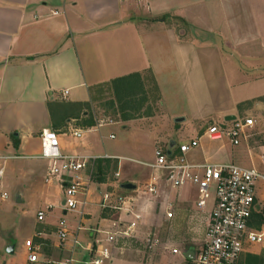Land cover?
Listing matches in <instances>:
<instances>
[{"label": "crops", "instance_id": "1", "mask_svg": "<svg viewBox=\"0 0 264 264\" xmlns=\"http://www.w3.org/2000/svg\"><path fill=\"white\" fill-rule=\"evenodd\" d=\"M133 74L142 80L144 107L151 114L128 120L92 117L89 105L112 96L114 80ZM260 104L264 0H0V152L13 157L3 163L0 189H9L17 203H4L8 193H0V210L9 215L8 225H0V237L3 228L18 226L13 242L0 241V262L27 264L26 244L31 243L47 263L73 258L71 264H82L78 261L97 229L128 227L131 237L118 240L106 264H193L211 203L198 208L195 194L191 201L183 197L184 186L160 194L156 203L143 193L152 173L144 183L146 171L124 172L121 160L151 170L147 164L154 157L132 158L145 146L154 155L159 146L200 136L199 146L187 156L190 162L237 164L234 154L242 146L202 133L208 125ZM45 129L57 134L62 152L92 157L83 173L87 193L79 212L62 209L57 182L59 198L50 193L54 181L45 180L47 161L38 157ZM179 130L185 133L175 135ZM75 131L81 136H74ZM248 153L251 165H238L261 170L250 149ZM125 183L135 188H122ZM106 192L110 205L125 197L123 208L100 206ZM147 212L183 223L184 242L172 244L154 232L144 238L150 249L146 259L141 248L130 247L127 239H143ZM63 218L69 236L60 243L57 230ZM74 235L81 247L73 246Z\"/></svg>", "mask_w": 264, "mask_h": 264}, {"label": "built area", "instance_id": "2", "mask_svg": "<svg viewBox=\"0 0 264 264\" xmlns=\"http://www.w3.org/2000/svg\"><path fill=\"white\" fill-rule=\"evenodd\" d=\"M66 91L63 93L65 94ZM256 122L252 117L236 116L232 120H222L208 125L202 135L210 140L226 139L232 146H239L250 136ZM73 135L81 136L75 131ZM199 137L154 150L153 162L147 164L152 170V177L145 183L143 193L155 198L161 193L160 179L168 189H176L192 185L196 189L195 203L198 208L211 203V211L205 230L204 242L197 252L193 264H238L241 255L248 246H264V204L256 191V182L264 181V170L255 167H244L235 163H192L187 156L199 146ZM11 156L0 152V177L3 173V163ZM39 158L47 161L45 180L57 182L63 191L61 207L65 212H79L85 196L87 182L84 170L92 157L66 153L60 149L57 134L50 129L41 131ZM264 165V156H260ZM109 193H104L102 207L122 209L125 197L118 198L116 204H109ZM129 207H125V213ZM170 214L167 213V216ZM261 216L258 223V216ZM43 218V212L38 213V219ZM138 219L139 215H135ZM82 227L78 225L77 230ZM127 227L125 230L97 229L92 244L86 248L87 254L78 262L82 264H106L111 258L114 246L119 239L131 237ZM60 243H65L69 236V224L66 219L58 222ZM73 246L81 247L76 235L72 237ZM29 262L38 260L34 246L26 244ZM177 253V249H172ZM70 258L53 264H71Z\"/></svg>", "mask_w": 264, "mask_h": 264}, {"label": "rangeland", "instance_id": "3", "mask_svg": "<svg viewBox=\"0 0 264 264\" xmlns=\"http://www.w3.org/2000/svg\"><path fill=\"white\" fill-rule=\"evenodd\" d=\"M113 95L109 96V95H103V97H99L95 100V102H93V105H89L88 107V111L90 112V115L93 117L95 116L98 120L100 119H119V115L118 113V107L116 106V103L113 105L111 104V101L113 99ZM251 106V103L248 104H244L242 105V107H249ZM260 106V107H259ZM259 106H257L256 108H254L253 111L251 112H245V111H241L239 113V117H252L256 124L255 126L252 128L250 136L248 137V139L246 141H244V144L242 143V145L240 144L239 147L242 146V148L244 149L242 152L237 153L235 152V158L237 159V164L241 165H245V166H250L251 165V154L249 155V149L252 151L253 156L255 158L256 161L258 162V165H262L261 160L258 156H264V105L260 104ZM178 133H185L182 130H179L177 132H175V135H178ZM176 138V137H175ZM179 138V137H178ZM176 140V139H175ZM248 146V147H247ZM237 147V146H235ZM249 148V149H248ZM138 157H132V158H137V159H141V160H150L151 156L152 158L154 157V155L151 153L150 151V147L149 146H145L141 152H139ZM11 158L7 159L5 162L9 161ZM253 159V157H252ZM11 161V160H10ZM17 161V160H16ZM122 164H123V169L124 172H129L132 170H143L146 171V173L144 174V178L146 176V178L144 179V183L146 181L149 180L150 176H151V170H149L146 166L139 164L138 162H136L135 160L132 159H122ZM12 162V161H11ZM46 162V161H45ZM236 163V162H235ZM43 164V163H42ZM43 164V167L44 168ZM262 167H264V165H262ZM261 170H264L262 169ZM46 171H47V162H46ZM45 171V174H46ZM94 175H97L98 173H96V171H94L93 173ZM163 180V179H162ZM160 179L159 181V187H160V192H163L161 194H166L168 193V188L165 186V182L162 181ZM143 183V184H144ZM57 184L55 182H53L50 186V193L53 197H58L59 198V190H57L56 186ZM256 186V191H257V195L260 199V203L264 204V181L259 180L256 182L255 184ZM56 187V188H55ZM182 189H184L183 191V197L186 199H189V201H191V199L194 198V194L196 195V189L194 186H184ZM2 191H6L8 193V198L6 199V201L4 203L8 204L9 202H13V205L16 207V200L14 195H12L11 191H9V189H0V193ZM156 200V203H159L160 198H154V201ZM20 204V203H18ZM1 205V203H0ZM158 205V204H157ZM19 210L15 209L14 212H18ZM156 211H158L156 209ZM9 215H6V210H0V225L3 226H7L8 225V220L6 217H8ZM144 220L145 223L142 224V232H144L143 234V239L137 238V237H133L132 240L127 239L128 240V244L130 247H139L141 248V254L144 255L145 259L148 257V255H150V249L145 246V237L150 238L153 235L154 232H156V235L161 238L166 240L169 239V241L174 244L175 242H184L183 239H185V234H184V224L182 223H170L169 221H166L164 219H162L161 214H158V212H152L149 213L147 212L144 216ZM16 222V221H15ZM156 223H161L160 226H158V230L159 231H155L157 228H155ZM18 230V226H12V228H3V237H0V241L1 240H6L8 238L9 242H13L12 235L14 233H16V231ZM136 253V252H134ZM246 253H264V246H248L245 250V252H243V254L241 255L240 258V262H243V257ZM137 254V253H136ZM28 261V260H27ZM0 264H4L3 262ZM27 264H53V263H47L45 261L42 260V258L38 255V260L36 262H27Z\"/></svg>", "mask_w": 264, "mask_h": 264}, {"label": "trees", "instance_id": "4", "mask_svg": "<svg viewBox=\"0 0 264 264\" xmlns=\"http://www.w3.org/2000/svg\"><path fill=\"white\" fill-rule=\"evenodd\" d=\"M113 99L111 104L118 107V115L122 120L141 117L151 114V110L146 106L147 95L143 87L142 80L137 74L116 79L112 82ZM260 223L261 216H258ZM241 258V257H240ZM238 264H264V253H246L243 262Z\"/></svg>", "mask_w": 264, "mask_h": 264}, {"label": "water", "instance_id": "5", "mask_svg": "<svg viewBox=\"0 0 264 264\" xmlns=\"http://www.w3.org/2000/svg\"><path fill=\"white\" fill-rule=\"evenodd\" d=\"M235 117L234 116H229L227 117V120H232L234 119ZM182 119L181 118H177L176 121H181ZM122 188L126 189V190H132L135 188V185L131 184V183H125V184H122L121 185Z\"/></svg>", "mask_w": 264, "mask_h": 264}]
</instances>
